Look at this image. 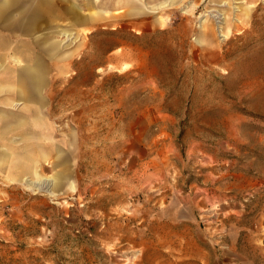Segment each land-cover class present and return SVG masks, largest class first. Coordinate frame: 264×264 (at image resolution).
I'll return each instance as SVG.
<instances>
[{"label": "rangeland", "instance_id": "obj_1", "mask_svg": "<svg viewBox=\"0 0 264 264\" xmlns=\"http://www.w3.org/2000/svg\"><path fill=\"white\" fill-rule=\"evenodd\" d=\"M38 7L6 64L41 61V101L0 90L40 123L0 139V264H264V183L232 185L264 178V0Z\"/></svg>", "mask_w": 264, "mask_h": 264}, {"label": "crops", "instance_id": "obj_2", "mask_svg": "<svg viewBox=\"0 0 264 264\" xmlns=\"http://www.w3.org/2000/svg\"><path fill=\"white\" fill-rule=\"evenodd\" d=\"M36 3V0H0V90L10 95L22 97L26 101H41L39 98L40 88L44 82V68L41 61L37 58L28 59L20 68H14L12 65L6 64L8 59L18 61L16 47L12 45V36L16 32L29 34L36 25L37 12L40 7L35 10L30 7ZM40 4V3H37ZM7 34H3V32ZM46 35H44L45 37ZM53 43L48 44L43 49V53L52 57ZM5 104L13 105L11 97H5ZM2 102V100H0ZM29 110V106H26ZM38 115L30 117L20 112L0 108V139L9 136L12 139L13 129L24 128L26 124L33 125L38 122ZM28 132V131H26ZM22 140H30L29 137ZM13 154L10 146L0 144V169L13 167ZM264 177V176H262ZM264 183V178H256L243 172L235 175L232 182L233 187L238 191L252 189L256 184ZM221 256L210 255L198 259L202 264H253L248 258L239 252L233 244H228Z\"/></svg>", "mask_w": 264, "mask_h": 264}]
</instances>
